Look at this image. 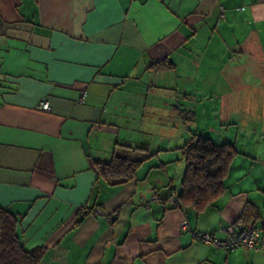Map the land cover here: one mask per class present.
Wrapping results in <instances>:
<instances>
[{"label":"crops","instance_id":"1","mask_svg":"<svg viewBox=\"0 0 264 264\" xmlns=\"http://www.w3.org/2000/svg\"><path fill=\"white\" fill-rule=\"evenodd\" d=\"M250 85L264 95V0H0V207L22 247L38 264H264V232L232 251L189 233L222 237L246 205L264 222V132L224 141L237 153L206 208L166 200L198 119ZM114 153L142 160L134 179L97 175Z\"/></svg>","mask_w":264,"mask_h":264},{"label":"trees","instance_id":"2","mask_svg":"<svg viewBox=\"0 0 264 264\" xmlns=\"http://www.w3.org/2000/svg\"><path fill=\"white\" fill-rule=\"evenodd\" d=\"M149 67L164 71L171 69L173 65L167 59H162L152 62ZM181 150L185 167L176 195L177 206L199 212L223 191V180L237 152L230 142L215 144L209 138L196 134L183 144ZM141 162L142 160H131L114 153L110 160L94 161L93 165L100 178L114 185L134 179ZM89 212L84 209L81 214ZM257 217V211L246 205L236 222L247 223ZM16 224V217L0 207V264H38L44 248L25 250L16 234Z\"/></svg>","mask_w":264,"mask_h":264},{"label":"rangeland","instance_id":"3","mask_svg":"<svg viewBox=\"0 0 264 264\" xmlns=\"http://www.w3.org/2000/svg\"><path fill=\"white\" fill-rule=\"evenodd\" d=\"M256 90L257 89L253 88V85H250L243 91H238L237 97L239 103H236V100L234 99L235 101L233 103L226 106L229 111L225 107V111H222L223 107L219 103V99H214L211 110L212 116L208 117V115H204L202 119H198V123L204 129L203 135L206 134V136L215 144H219L218 142H224L226 140H234L235 138H237L238 143H241L243 140L242 132L244 129L246 132V128H257L260 132H264V95L261 96L255 93ZM149 93H151V91ZM208 106L210 105L208 104ZM138 108H140L139 104ZM239 110H244L243 113L250 117H246L245 119L239 118ZM139 113L144 116V111L140 110ZM187 115L188 114H186V116ZM151 116L153 117L152 120L155 121V118H160L161 114H154ZM165 118L168 119V117ZM169 120H171V125L173 120L178 121V118L175 115ZM186 120L190 121V117H187ZM173 124L176 125V123ZM137 125L144 127V119ZM237 130L238 136L236 134ZM151 133H153V131ZM141 138H144V135ZM158 140L159 138H155L151 135V141H153V143Z\"/></svg>","mask_w":264,"mask_h":264},{"label":"built area","instance_id":"4","mask_svg":"<svg viewBox=\"0 0 264 264\" xmlns=\"http://www.w3.org/2000/svg\"><path fill=\"white\" fill-rule=\"evenodd\" d=\"M36 108L40 110H47V101H39V103L36 105ZM166 200L170 204L177 206V198L174 191H170L168 193ZM93 212L99 214L100 210L95 209L93 210ZM180 229H186L185 221H182L180 223ZM220 232L223 235L222 237H217L210 232H197L192 230L189 231L192 239L200 241L207 245H213L225 251H232L238 247H242L244 249H256L259 234L261 232H264V222H262L261 224H256L255 222H247L238 228L232 223L221 227ZM262 241H264V239H262ZM261 245H264V242H262Z\"/></svg>","mask_w":264,"mask_h":264},{"label":"water","instance_id":"5","mask_svg":"<svg viewBox=\"0 0 264 264\" xmlns=\"http://www.w3.org/2000/svg\"><path fill=\"white\" fill-rule=\"evenodd\" d=\"M113 217H114V215H113Z\"/></svg>","mask_w":264,"mask_h":264}]
</instances>
